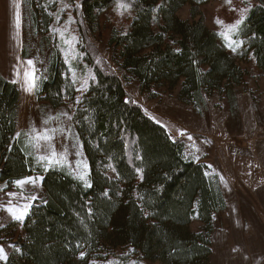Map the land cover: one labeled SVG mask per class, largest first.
<instances>
[{"label": "trees", "instance_id": "16d2710c", "mask_svg": "<svg viewBox=\"0 0 264 264\" xmlns=\"http://www.w3.org/2000/svg\"><path fill=\"white\" fill-rule=\"evenodd\" d=\"M24 1L33 29L46 35L54 3ZM119 1L81 0L82 20L96 22ZM207 1L127 0L129 26L125 32L114 30L109 40L119 69L138 80L142 91L178 88L179 100L195 107L215 94L236 102L234 89L244 85L247 72L199 14ZM186 5L191 19L178 15ZM233 39L239 57L253 61L264 76V5L249 10ZM43 41L49 54L35 95L59 107L75 99L71 75L77 65L66 62L56 37ZM83 58L95 79L75 105L73 121L90 187L62 168L39 171L29 142L18 131L20 88L0 73V183L11 187L39 173L46 192L45 200L29 210L21 237L0 264H211L213 216L227 207L219 175L190 157L184 141L173 139L128 98L115 70L95 64L89 55ZM194 219L201 222L197 230L191 228Z\"/></svg>", "mask_w": 264, "mask_h": 264}, {"label": "rangeland", "instance_id": "374dc122", "mask_svg": "<svg viewBox=\"0 0 264 264\" xmlns=\"http://www.w3.org/2000/svg\"><path fill=\"white\" fill-rule=\"evenodd\" d=\"M47 1L50 5L54 3L52 7L55 10L52 11L50 30L44 35L33 29L30 10L26 9L24 0H0V73L15 81L20 88L18 131L29 142L39 171L58 167L78 179L83 175L89 180V165L73 121L76 100L80 101L93 77L91 66L83 58L89 55L95 64L115 70L124 79L128 98L166 127L173 139L184 141L190 157L208 164L219 175L227 207L213 216L211 264H264V76L253 61L239 57V44L233 39L234 34L227 33L225 27L240 18L241 9L249 5L251 8L264 5V0H231V4L226 0H209L200 7L199 14L207 26L218 32L220 40L247 75L244 85L234 89L236 102L232 96L226 98V95L215 94L198 107L180 101L178 88L159 85L152 88L151 94L142 91L138 80L129 79L113 60L114 50L109 40L114 30L125 32L129 26L132 12L127 0L118 2L128 5L126 11L118 8L117 3L90 25L82 20L81 0ZM178 15L182 19H191L190 6L182 7ZM69 16L72 22H69ZM217 19L224 24H217ZM61 32L64 37H61ZM220 33L230 35L231 40ZM46 36L61 41L64 59L77 65L71 75L76 85L75 99L59 107L38 100L35 89L25 91L24 72L32 70L26 61L34 62L36 78L45 74L49 54V48L43 41ZM72 37L76 39L72 40ZM65 40L71 41V44L65 43ZM23 52L28 56L24 57ZM64 112L72 116L71 121L61 115ZM45 120H48L46 125ZM44 129L54 137L52 141L37 139V134H43ZM181 132L185 134L180 135ZM51 146L55 148L58 163L39 159L40 156H51ZM30 177L39 178L37 184L25 185L23 189L15 183L11 187L0 183V222L9 227L0 228V245L5 246L7 256L23 233V221H13L5 208L13 205L22 207L26 202L22 198L24 196L36 195L38 199L32 204L43 202L46 198L42 174ZM200 226L201 222L197 219L191 223L193 230Z\"/></svg>", "mask_w": 264, "mask_h": 264}, {"label": "snow or ice", "instance_id": "6c2138e0", "mask_svg": "<svg viewBox=\"0 0 264 264\" xmlns=\"http://www.w3.org/2000/svg\"><path fill=\"white\" fill-rule=\"evenodd\" d=\"M226 3L231 4V0H226ZM77 7H79V5H76ZM65 7H69V5H65ZM118 8L124 9L125 11L128 8V5L125 3H118L117 4ZM251 5H249V7L243 8L241 9V16L239 19H237L234 23L226 25V29H227V33H232L235 34L239 31L240 26L243 24L244 20L246 19V14L247 12L250 10ZM235 10V9H233ZM122 14V13H121ZM69 22H72V17L69 16ZM17 23L19 24V17L17 18ZM217 24L223 25L224 22L217 19L216 21ZM221 35H223L225 37V39L227 40H231V36L226 34V33H220ZM61 37H64V33L61 32L60 33ZM75 37H72V40H75ZM65 43L71 44V41L69 40H65ZM241 44L243 43L242 41L240 42ZM229 47H231V43H229L228 45ZM233 51H235V48H232ZM67 62V59H66ZM26 65L31 66L32 70L31 72L25 71L24 72V77H25V81H26V87H25V91L28 92H32L35 88H36V73H35V67H34V62L32 60H28L25 62ZM92 79H95V77L93 76ZM15 82V81H13ZM84 84L87 85V80L84 81ZM79 99L76 100V103H79ZM61 115L66 116L67 119L69 121L72 120V116L69 115L67 112L61 113ZM59 117H56V119H58ZM49 119H52L51 117ZM48 123V120L44 121V124L46 125ZM33 131H36L35 129H33ZM53 132L55 130H52ZM184 132H181L180 135H184ZM37 139L38 140H42V141H52L54 139V137L52 135L48 134V130L44 129L43 134L38 133L37 134ZM189 139H192L189 136ZM52 148V152H51V156H40L39 159L40 160H47L49 161V163H58V160L56 159L57 157V153L55 151L54 146H51ZM198 159V158H197ZM85 167H87L85 165ZM81 180H84L85 185L90 187L91 185L88 183V181L85 179V177L83 175H81L79 177ZM39 178H33V177H28L25 179H19L16 180L14 183L21 187L23 189V187L25 185H33L35 186L37 184V180ZM5 187H7V185H5ZM9 195H16V193H9ZM26 202L23 204L22 207L19 206H9L5 208V211L10 215L11 219L13 221H18V222H22L24 220V218L29 214V210L32 208L33 204L32 202L36 201L38 199V197L36 195H30V196H24L22 197ZM9 205H11V201L8 202ZM7 225L5 223L0 222V228H5ZM14 247V246H12ZM16 251H19V249H16ZM81 258L84 257V253L82 252L81 254ZM7 254L5 251V246L4 245H0V260H7Z\"/></svg>", "mask_w": 264, "mask_h": 264}, {"label": "crops", "instance_id": "0c3cea01", "mask_svg": "<svg viewBox=\"0 0 264 264\" xmlns=\"http://www.w3.org/2000/svg\"><path fill=\"white\" fill-rule=\"evenodd\" d=\"M226 202H227V200H226Z\"/></svg>", "mask_w": 264, "mask_h": 264}]
</instances>
